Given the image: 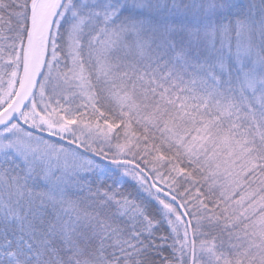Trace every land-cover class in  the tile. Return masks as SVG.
Here are the masks:
<instances>
[{
    "label": "snow or ice",
    "instance_id": "1",
    "mask_svg": "<svg viewBox=\"0 0 264 264\" xmlns=\"http://www.w3.org/2000/svg\"><path fill=\"white\" fill-rule=\"evenodd\" d=\"M0 264H264V0H0Z\"/></svg>",
    "mask_w": 264,
    "mask_h": 264
}]
</instances>
